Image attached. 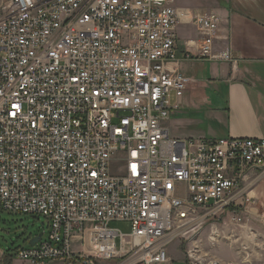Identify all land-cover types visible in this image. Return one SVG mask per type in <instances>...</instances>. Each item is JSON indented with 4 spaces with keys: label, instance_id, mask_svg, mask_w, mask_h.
<instances>
[{
    "label": "built area",
    "instance_id": "obj_1",
    "mask_svg": "<svg viewBox=\"0 0 264 264\" xmlns=\"http://www.w3.org/2000/svg\"><path fill=\"white\" fill-rule=\"evenodd\" d=\"M175 1L0 0V212L48 225L12 258L172 264L170 245L190 241L185 264H239L192 239L224 215L243 224L264 139L169 136L172 100L192 83L181 60L234 62L215 50L219 17ZM185 23L198 54L180 50Z\"/></svg>",
    "mask_w": 264,
    "mask_h": 264
},
{
    "label": "crops",
    "instance_id": "obj_2",
    "mask_svg": "<svg viewBox=\"0 0 264 264\" xmlns=\"http://www.w3.org/2000/svg\"><path fill=\"white\" fill-rule=\"evenodd\" d=\"M175 7L217 15L220 24L215 50L229 52L234 62L181 60L178 68L192 83L181 99L174 96L172 100L173 110L165 123L169 136L178 140L264 139V0H176ZM178 34L180 50L198 54V30L185 23ZM262 174L246 190L252 202H241L238 208L252 217L254 198L264 190ZM241 215L246 219L245 214ZM256 217L263 220L264 213ZM245 249L242 244L238 258H243ZM4 256L11 261L9 264H30L9 255H1L0 263ZM241 259L230 262L241 264Z\"/></svg>",
    "mask_w": 264,
    "mask_h": 264
},
{
    "label": "rangeland",
    "instance_id": "obj_3",
    "mask_svg": "<svg viewBox=\"0 0 264 264\" xmlns=\"http://www.w3.org/2000/svg\"><path fill=\"white\" fill-rule=\"evenodd\" d=\"M172 127L173 124H170V133H172ZM262 187H264V184ZM263 192L262 189L259 191V195L254 198L253 209L255 212L253 217L245 211L240 212V214L246 215L243 224L232 223L231 216L228 215L205 224L204 229L192 239L200 245L204 255L226 262L236 261L241 259L238 258L239 255L237 254L242 251V244H244L246 251H243L245 254L240 260L243 262L241 264H264V219L256 217L264 213L262 206L264 204ZM241 216L243 217V215ZM111 228L120 231L124 235L131 233V227L127 222H114ZM213 228L214 232L220 233L219 237L213 235ZM47 231V221L43 217L0 212V256H12L17 249L27 247L29 239L32 240L40 234H46ZM211 237L215 238V241H212ZM189 244L190 241H182V243L175 242L170 245L169 256L173 261L172 264H185L182 254L186 255ZM80 250L79 245L73 246L74 253H79ZM1 261L0 264L11 262L7 256H4ZM101 264L113 263L101 262Z\"/></svg>",
    "mask_w": 264,
    "mask_h": 264
},
{
    "label": "water",
    "instance_id": "obj_4",
    "mask_svg": "<svg viewBox=\"0 0 264 264\" xmlns=\"http://www.w3.org/2000/svg\"><path fill=\"white\" fill-rule=\"evenodd\" d=\"M42 237H43V234H40V235L34 237V238L29 242V246H30V247H34V246H36V244H38V243L41 241Z\"/></svg>",
    "mask_w": 264,
    "mask_h": 264
}]
</instances>
